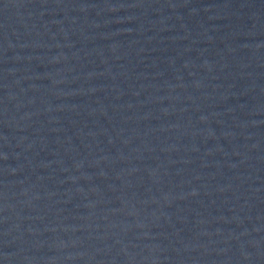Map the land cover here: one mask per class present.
<instances>
[{"label":"water","instance_id":"water-1","mask_svg":"<svg viewBox=\"0 0 264 264\" xmlns=\"http://www.w3.org/2000/svg\"><path fill=\"white\" fill-rule=\"evenodd\" d=\"M0 264H264V0H0Z\"/></svg>","mask_w":264,"mask_h":264}]
</instances>
